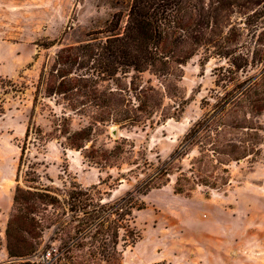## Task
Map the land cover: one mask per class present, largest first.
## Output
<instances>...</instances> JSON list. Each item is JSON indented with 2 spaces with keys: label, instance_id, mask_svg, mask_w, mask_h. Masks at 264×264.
I'll return each mask as SVG.
<instances>
[{
  "label": "trees",
  "instance_id": "obj_1",
  "mask_svg": "<svg viewBox=\"0 0 264 264\" xmlns=\"http://www.w3.org/2000/svg\"><path fill=\"white\" fill-rule=\"evenodd\" d=\"M121 21L116 16L85 43L62 47L41 69L6 230L10 260L1 264H122L127 248L141 237L135 212L146 208L142 196L172 177L178 194L190 195L198 187L226 190L233 165L254 164L262 154L264 127L258 118L264 112V0H132L125 26ZM200 51L205 64L216 57L224 62L214 69L217 88L202 99L201 116L166 160L128 162L138 170L131 172L145 175L132 189L115 197L113 190L123 179L112 191L78 181L63 187L41 181L27 152L51 140L64 139L99 168L119 167L121 159H130L134 147L127 138L109 146L100 137L112 124L154 125L175 117L165 101L182 99L175 107L182 110L184 66ZM249 68L257 71L249 74ZM144 72L158 84L141 82ZM6 83L13 92L22 91L0 77V86ZM39 109L50 115L48 131L36 124ZM74 116L87 124L74 129ZM46 230H52L50 242L59 245L46 260H38L34 256L42 251Z\"/></svg>",
  "mask_w": 264,
  "mask_h": 264
},
{
  "label": "rangeland",
  "instance_id": "obj_2",
  "mask_svg": "<svg viewBox=\"0 0 264 264\" xmlns=\"http://www.w3.org/2000/svg\"><path fill=\"white\" fill-rule=\"evenodd\" d=\"M131 2L0 0V77L14 81L22 89L15 93L7 83L5 88L0 86V262L5 255L6 261L10 260L6 230L14 211L20 146L44 63L62 47L79 45L97 36L116 16L125 26ZM44 44L50 47L46 49ZM223 63L216 57L205 64L200 51L184 66L179 85L186 104L177 110L175 107L182 99L168 97L165 101L168 112H175V117L154 125L107 127L100 140L113 146L116 139L127 138L134 147L130 159H121L119 167L95 166L85 159L83 151L65 145L64 139L31 146L28 163L34 164L43 183L53 186L78 181L84 187L98 184L104 191H112L117 181L123 179L113 190L115 197L122 195L145 176L140 170L131 172L135 165L128 162L146 158L158 164L169 157L201 116L202 99L217 88L214 69ZM256 71L249 68V74ZM134 74L120 84L127 85ZM140 76L145 84L149 80L158 84L150 72ZM111 86L116 84L112 81ZM46 101L54 106L52 101ZM60 109L55 107L58 112ZM49 117L48 111L39 109L36 124L50 130ZM258 121L264 127V112ZM85 124V118L74 116V129ZM127 148L132 149L129 145ZM261 149L256 163L244 161L233 165L232 183L226 190L198 187L190 195L178 194L172 177L166 186L142 196L146 208L135 212V226L141 237L135 246L127 248L122 264H264V143ZM187 163L188 159L184 161ZM51 235L52 230L44 232L42 251L34 258L40 260L45 252L59 245L50 242Z\"/></svg>",
  "mask_w": 264,
  "mask_h": 264
},
{
  "label": "built area",
  "instance_id": "obj_3",
  "mask_svg": "<svg viewBox=\"0 0 264 264\" xmlns=\"http://www.w3.org/2000/svg\"><path fill=\"white\" fill-rule=\"evenodd\" d=\"M49 256H50V253H49V252L44 253V254L40 257V260H46Z\"/></svg>",
  "mask_w": 264,
  "mask_h": 264
},
{
  "label": "crops",
  "instance_id": "obj_4",
  "mask_svg": "<svg viewBox=\"0 0 264 264\" xmlns=\"http://www.w3.org/2000/svg\"><path fill=\"white\" fill-rule=\"evenodd\" d=\"M4 255H5V254H4ZM7 259H8V256H6V255H5V256H2V260H1V262L6 261ZM1 262H0V263H1Z\"/></svg>",
  "mask_w": 264,
  "mask_h": 264
}]
</instances>
